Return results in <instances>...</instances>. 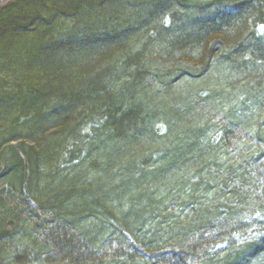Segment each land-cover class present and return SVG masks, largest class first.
Returning <instances> with one entry per match:
<instances>
[{"label": "trees", "instance_id": "16d2710c", "mask_svg": "<svg viewBox=\"0 0 264 264\" xmlns=\"http://www.w3.org/2000/svg\"><path fill=\"white\" fill-rule=\"evenodd\" d=\"M24 1L0 264H264V0Z\"/></svg>", "mask_w": 264, "mask_h": 264}, {"label": "rangeland", "instance_id": "374dc122", "mask_svg": "<svg viewBox=\"0 0 264 264\" xmlns=\"http://www.w3.org/2000/svg\"><path fill=\"white\" fill-rule=\"evenodd\" d=\"M24 0H0V8L2 7V6H6V5H8V8L9 9H11L12 7H11V5H10V3H17V4H19L20 6H22L23 4H26V2L24 1ZM16 4V5H17ZM257 30H258V32L259 33H263L264 32V23L263 24H260L258 27H257ZM0 75H2V74H0ZM161 126V127H160ZM159 128H163V126H162V124H160L159 125ZM3 169H2V167H0V171H2ZM1 187H2V185H0V189H1Z\"/></svg>", "mask_w": 264, "mask_h": 264}]
</instances>
